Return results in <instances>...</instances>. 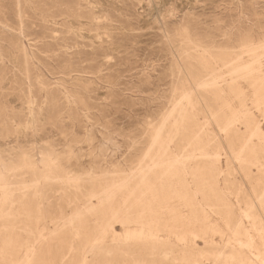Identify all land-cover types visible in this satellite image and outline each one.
<instances>
[{
  "label": "rangeland",
  "instance_id": "rangeland-1",
  "mask_svg": "<svg viewBox=\"0 0 264 264\" xmlns=\"http://www.w3.org/2000/svg\"><path fill=\"white\" fill-rule=\"evenodd\" d=\"M263 88L264 0H0V264H264Z\"/></svg>",
  "mask_w": 264,
  "mask_h": 264
},
{
  "label": "bare ground",
  "instance_id": "bare-ground-1",
  "mask_svg": "<svg viewBox=\"0 0 264 264\" xmlns=\"http://www.w3.org/2000/svg\"><path fill=\"white\" fill-rule=\"evenodd\" d=\"M212 80V79H211ZM214 80V79H213ZM212 84V83H211ZM263 87V86H262ZM262 87H260V89L262 88ZM264 89V88H263ZM192 113V112H191ZM206 149V148H205ZM150 151V150H149ZM208 153V152H207ZM206 153V154H207ZM165 154V153H164ZM205 154V155H206ZM180 158V157H179ZM140 163H141V161H140ZM212 163V162H211ZM169 164V163H168ZM1 165V164H0ZM210 166V165H209ZM182 167V166H181ZM30 168V167H29ZM3 169V168H2ZM28 170H30V169H28ZM139 170H140V168H139ZM2 171V170H1ZM30 172V171H29ZM137 172V171H136ZM140 171H138V173H139ZM35 173V172H34ZM49 173V172H48ZM131 173V172H130ZM135 174V173H134ZM141 175V174H140ZM139 175V176H140ZM0 176H3V175H0ZM131 176V175H130ZM135 176V175H134ZM54 178V177H53ZM131 178V177H130ZM136 179L138 178V177H135ZM134 178V179H135ZM141 178V177H140ZM1 179V178H0ZM51 179H52V177H51ZM36 180V179H35ZM47 180H49L48 178H47ZM54 179H52V181H53ZM127 180V179H126ZM132 180H133V177H132ZM1 181V180H0ZM136 181V180H135ZM142 181V180H141ZM125 182V181H124ZM126 182H128V181H126ZM4 183V182H3ZM38 183V182H37ZM2 186H3V184H2V182L0 183ZM24 184V183H23ZM124 185H125V183H123ZM35 185V184H34ZM39 185V184H38ZM137 185V184H136ZM135 185V186H136ZM126 187H127V183H126V185H125ZM134 186V187H135ZM32 187V186H31ZM124 187V186H123ZM130 188H131V186H129ZM23 188V187H22ZM36 188H37V186H36ZM36 188H34V190L32 189V188H29V189H32V191L31 192H26L25 191V193L26 194H24V192H23V195H20L19 197H17L15 200H13L12 201V203H14L15 205H19L20 207L22 206V209H24V207L26 206V203H29V200L26 198V196L27 195H31V196H35L36 197V194H38L40 191L38 190V189H36ZM121 188V187H120ZM119 188V189H120ZM125 188V187H124ZM136 188V187H135ZM25 189H27V188H25ZM93 189V188H92ZM113 189H117V188H114V186H113ZM194 189V188H193ZM3 191H5V189L3 188L2 189ZM21 190V189H20ZM22 191H23V189H22ZM113 191V190H112ZM117 191V190H116ZM116 191L114 192V193H116ZM132 191H134V189H132L130 192H128L129 194L131 193H133ZM6 192V191H5ZM108 192H110L109 190H108ZM98 191H93L90 195V197H94L95 195H96V197H98L99 195H98ZM107 194V195H104V196H100V197H98L101 201H109V204H110V206H109V214H111L112 216H114L115 215V213H118V211H119V209L118 208H120V206L119 207H117L116 206V203H115V201H116V194ZM118 193V192H117ZM127 193V192H126ZM7 194V193H6ZM128 194V195H129ZM130 194V195H131ZM133 195V194H132ZM260 195V194H259ZM263 195V194H262ZM261 195V196H262ZM124 197H126V196H124ZM130 197V196H129ZM10 198V197H9ZM126 199V198H125ZM128 199V198H127ZM126 199V200H127ZM122 200V199H121ZM125 200V201H126ZM82 201V205H84L85 206V208H84V210L86 211V212H90V213H92L94 210V208H93V205H92V203L90 202V200H89V198L87 197V195L81 200ZM122 201H124V200H122ZM122 201H120V202H122ZM119 203V202H118ZM123 203H125V202H123ZM122 203V204H123ZM115 205V207H114V205ZM126 204V203H125ZM121 210V209H120ZM83 212V211H82ZM78 213V212H77ZM82 214V213H81ZM79 215H80V213H79ZM74 216H78V215H74ZM112 216H110V217H112ZM62 218H64V215L62 216ZM60 219V218H59ZM79 219V218H78ZM77 219V220H78ZM61 220V219H60ZM195 221V220H194ZM67 223V222H66ZM82 223H84L83 221H82ZM72 225V224H71ZM83 225V224H82ZM235 232V231H234ZM30 236V235H29ZM192 236V235H191ZM230 236H232V235H230ZM38 238H40V236L38 235ZM77 238V237H76ZM41 239H42V237H41ZM39 240V239H38ZM38 240H35V243L38 245V249L41 251H47L48 250V245H47V242H43V240L44 239H42V240H40V241H38ZM156 241V240H155ZM99 242V241H98ZM34 243V244H35ZM42 243H44L45 245H42ZM96 243V242H95ZM144 243V242H143ZM146 243V242H145ZM157 243V242H156ZM28 244V243H27ZM111 244V243H110ZM147 244V243H146ZM152 245V244H151ZM157 245V244H156ZM159 245L160 246H164V245H161L160 243H159ZM35 246V245H34ZM226 246H228V244L227 245H225V247ZM157 247V246H156ZM72 248V247H71ZM118 248V247H117ZM142 248V247H141ZM161 248V247H160ZM164 248V247H163ZM221 248H223V246L221 247ZM228 248V247H227ZM232 248V247H231ZM31 249H32V247H31ZM88 251H93V252H97L98 253V255H102V253H103V250H104V248L102 247V246H97L96 247V245L95 246H93V247H88ZM162 249V248H161ZM33 250V249H32ZM247 250V249H246ZM31 251V250H30ZM85 251H86V249H85ZM164 252V251H163ZM219 252H220V250H219ZM27 253V252H26ZM25 253V254H26ZM31 253L33 254V252L31 251ZM66 253H68V252H65V254ZM164 253H166V252H164ZM24 254V253H23ZM32 254L31 255H26L27 256V259H29L30 260V262H31V260L33 259V256H32ZM217 254H219V253H217ZM220 255V254H219ZM32 256V257H31ZM68 256V255H67ZM85 256V255H84ZM110 256V255H109ZM26 258V257H25ZM200 259H202V258H200ZM231 259V258H230ZM10 260V259H9ZM219 259H217V261H218ZM28 261V260H27ZM26 261V263L27 264H29L28 262ZM212 261H213V259H212ZM232 261H233V259H232ZM230 262V261H229ZM251 262V261H250ZM186 264V263H185Z\"/></svg>",
  "mask_w": 264,
  "mask_h": 264
}]
</instances>
